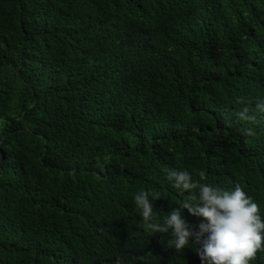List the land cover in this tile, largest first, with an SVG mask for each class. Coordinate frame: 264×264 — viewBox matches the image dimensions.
Instances as JSON below:
<instances>
[{"label":"trees","instance_id":"obj_1","mask_svg":"<svg viewBox=\"0 0 264 264\" xmlns=\"http://www.w3.org/2000/svg\"><path fill=\"white\" fill-rule=\"evenodd\" d=\"M166 1L116 44L101 32L127 0H0V264H133L151 242V257L176 252L134 205L156 193L162 223L192 194L164 169L264 196V112L252 107L264 98V0ZM118 66L133 74L121 80ZM248 85L261 90L243 100ZM245 106L255 122L239 119Z\"/></svg>","mask_w":264,"mask_h":264},{"label":"clouds","instance_id":"obj_2","mask_svg":"<svg viewBox=\"0 0 264 264\" xmlns=\"http://www.w3.org/2000/svg\"><path fill=\"white\" fill-rule=\"evenodd\" d=\"M166 0H127L128 10L124 13L110 12L111 22L101 32L105 40L116 44L125 43L134 37L133 28L140 25L147 13L161 15L162 9L168 5ZM67 28H84L82 18L65 17ZM128 53V52H126ZM133 55L137 52L131 51ZM138 53L144 55L143 50ZM118 54H115L118 59ZM147 58H145L146 60ZM144 60V61H145ZM133 62L136 63L133 59ZM117 67L116 75L121 80L132 75ZM261 90L256 85H248L243 100L251 92ZM238 103H243L238 100ZM253 109L264 112V98L253 102ZM250 108L245 106L238 113L241 120L255 122L256 116L250 115ZM5 129V123L0 120V131ZM248 135H255L248 130ZM172 186L184 197L186 191L190 196L184 197L179 207L174 208L158 222L152 201L160 197L151 191L141 190L134 196V205L140 209L141 222L145 230L154 233H170L172 239L167 241L168 247L176 252L164 253L161 258L150 256L152 246L135 258L133 264H182L178 256L196 258L202 264H250L258 251L264 250V196L257 189L254 193L237 183L233 190L228 187H217L203 183L207 179L204 171L198 173L199 180L187 170L164 169ZM195 217H203L199 225L190 224L184 217V210ZM154 236V235H153ZM113 246V245H109ZM194 248L193 255H188L186 249ZM106 264H111L110 260ZM115 264H125L117 258Z\"/></svg>","mask_w":264,"mask_h":264}]
</instances>
